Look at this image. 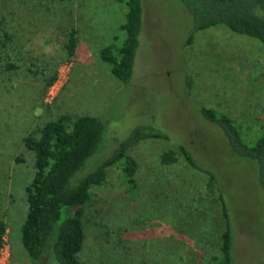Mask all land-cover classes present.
<instances>
[{"label": "rangeland", "instance_id": "374dc122", "mask_svg": "<svg viewBox=\"0 0 264 264\" xmlns=\"http://www.w3.org/2000/svg\"><path fill=\"white\" fill-rule=\"evenodd\" d=\"M143 28L130 84L116 78L101 50L125 32L127 0H0V220L7 224L0 264H60L51 250L32 260L21 240L35 152L24 143L62 115L100 117L99 150L79 171L94 170L131 132L153 127L168 137L142 139L107 170L83 205V264H212L230 213L234 264H264V190L256 160L230 145L203 107L232 117L246 143L264 131V45L224 25L194 30L178 0H142ZM77 30L69 56L67 34ZM5 30L10 35L7 38ZM64 75L50 96L47 81ZM185 145L210 175L193 168ZM173 150L176 161L164 164ZM72 212L63 207L56 225Z\"/></svg>", "mask_w": 264, "mask_h": 264}, {"label": "trees", "instance_id": "16d2710c", "mask_svg": "<svg viewBox=\"0 0 264 264\" xmlns=\"http://www.w3.org/2000/svg\"><path fill=\"white\" fill-rule=\"evenodd\" d=\"M178 2L192 15L195 31L224 25L233 32L257 38L264 45V0ZM2 20L0 18V29ZM120 28L125 32L123 43L118 44L116 37L114 42L101 50V57L111 65L116 78L130 84L143 28L142 0H127L126 20ZM4 34L7 38L10 37L6 30ZM77 41V30L71 28L65 43L69 56L75 54ZM56 78L55 73L48 79L47 86L52 85ZM202 112L207 119L220 125L235 152L243 158L256 160L259 182L264 190V131L256 142L249 144L244 141L241 129L232 117L218 114L206 107H203ZM105 129V122L98 116L81 115L73 118L62 115L57 120L44 124L39 136L30 134L25 137L26 147L35 152L36 172L27 187L28 211L21 230V240L32 260L40 258L46 250H51L60 264H83L78 255L85 241L83 205L91 198L92 188L105 182L108 168L119 160H124L123 168L128 180L134 183L137 162L126 154L127 150L145 138L168 137L153 127H137L94 170L79 175V171L101 147ZM180 149L193 168L210 175L209 187H212L214 175L199 165L185 145H181ZM161 160L164 164L175 162V152H163ZM220 199L225 230L220 254L213 258L212 264H234L230 213L222 194ZM63 207H71L73 213L67 215L56 229ZM6 232L7 224L0 220V247L5 244Z\"/></svg>", "mask_w": 264, "mask_h": 264}, {"label": "built area", "instance_id": "2783aa9c", "mask_svg": "<svg viewBox=\"0 0 264 264\" xmlns=\"http://www.w3.org/2000/svg\"><path fill=\"white\" fill-rule=\"evenodd\" d=\"M63 78H64V75L60 74L58 76V79H56L54 83L50 85V90H51L50 96H52L51 94L53 93L54 90H57L59 88L60 84L62 83Z\"/></svg>", "mask_w": 264, "mask_h": 264}]
</instances>
